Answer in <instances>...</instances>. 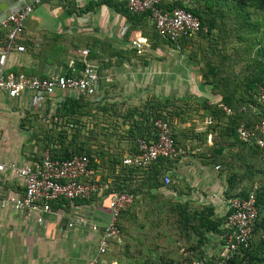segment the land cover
Listing matches in <instances>:
<instances>
[{"label": "crops", "instance_id": "obj_1", "mask_svg": "<svg viewBox=\"0 0 264 264\" xmlns=\"http://www.w3.org/2000/svg\"><path fill=\"white\" fill-rule=\"evenodd\" d=\"M126 8L125 0L34 1L12 48L6 53L3 73L29 77L71 74L72 69L82 70L85 59L95 68L99 79L96 94L88 96L93 105L103 101L107 87L113 83L127 87L130 91L127 97L132 100L178 94L186 88L194 89L203 98H211L214 94L210 86L203 83L194 66L188 72L183 69L182 73L181 60L175 55L177 48L168 44L159 47L150 42L144 29L152 24L151 19L131 20L122 11ZM10 30L0 29V52L9 42ZM132 41H144V44L138 50ZM17 45H22L24 50L18 51ZM84 49L88 51L85 57L81 52ZM57 102L59 97L53 95L40 105L56 106ZM33 108L29 94L9 97L0 92V163L5 164L0 170V196L23 191V184L6 166L8 163L37 161L24 156L27 132L20 127V118ZM184 124L180 128H190L189 136L184 137L185 147L180 146L184 154L172 161L164 173L170 178L171 186L156 190L155 194H136L132 209L139 221L131 216L125 233L126 252L118 255L119 244L112 243L106 254L98 256L99 264H131L132 254L147 257L150 243L154 252L162 250L165 257L173 259L179 257L180 249L189 246L196 254L207 257L221 253V235L205 231L199 241L196 221L180 223L178 219L179 214L180 217L192 214L206 206L213 207L215 217L224 216L227 210L225 177L216 170L218 165L206 161L207 153L203 154L205 147L212 145L213 136L209 133L206 144L201 145L193 135V132L202 135L206 120L193 117ZM110 144L104 146L109 154L114 153ZM130 151L121 152L126 155ZM96 160L100 163L97 171L106 172L104 163ZM96 178H101L100 172ZM143 178L142 174L134 176L131 183L139 185ZM161 179L164 181V177ZM111 182L112 177L108 176L100 192L87 199L55 201L51 212L0 206V264H88L98 252L99 233L88 224L72 227L66 224L74 214L81 213L88 223L105 225L110 217L109 194L105 190ZM137 247L142 252L137 253Z\"/></svg>", "mask_w": 264, "mask_h": 264}, {"label": "trees", "instance_id": "obj_2", "mask_svg": "<svg viewBox=\"0 0 264 264\" xmlns=\"http://www.w3.org/2000/svg\"><path fill=\"white\" fill-rule=\"evenodd\" d=\"M157 5L167 11L175 7L184 8L200 21V28L193 35H197L196 41L200 42L202 53L200 57L191 56L195 59L199 58L196 60L197 63L194 61L196 70L200 73L203 83L210 86V92L214 95L211 98L197 101L198 109L202 110L200 118L206 120V129L202 135L191 132L201 145L206 144L207 136L209 133L212 134V145L206 146V152L203 154L207 153V162L218 165L221 168L220 171L225 172L224 196L226 200L233 197L249 198L252 196L257 208V215L247 244L239 246L225 258L222 253L225 234L228 230L225 224L227 210L221 217L214 216L212 206L202 207L200 211H193L192 214H181V217L179 214L180 223L196 221V228L200 229L198 232L200 234L199 241L205 231L221 235L220 242L223 246L221 253L216 257H207L196 254L194 248L189 246L180 249L179 257L173 259L165 257L162 250L154 252V248L151 247L153 244L150 243L147 257L140 258L132 254L131 257L139 258V260H133L131 264L135 261L149 260H160L167 263L180 262L186 258L183 255L185 251L190 253V258L202 259L208 264H218V259H224L222 264H264V177L256 179L264 172V165L258 167L255 164L256 161L258 164L261 161L264 162V149L252 142L239 139L236 133V128L241 123L252 128L255 124L264 121V100L259 98L260 88L264 87V0H158ZM122 11L131 20L141 17L150 19L151 16L150 11L132 13L127 8ZM151 25L153 35L160 42L162 41L173 48L184 47L191 37L171 42L156 31L153 23ZM205 40L206 45H203L201 42ZM185 105V102L179 104L175 95L147 99L143 109L137 111L140 118L130 121L134 123H131L128 132L133 137L135 147L130 151L131 153L124 154L121 158L115 153L109 154L107 151H103L101 145L93 157L89 149L85 151L82 146L83 141H79V134L86 126L82 118L88 114L91 107V99L88 96H66L56 104L54 118H61L66 124L65 129H59L56 126L57 121L54 120V126L49 131L42 130L40 132L43 133L42 137L36 131L30 135V140L39 142L43 147L34 158L35 160L38 161L45 151L58 159L79 154L87 155L94 171L92 181H95L97 172L101 174V178L96 181L99 186L106 183L108 176L112 177L111 184L105 190L109 197L115 192H128L133 196L131 204L126 209L120 210L117 216L119 239H110L106 250L99 254L100 257L108 252L112 243L119 244L118 255L128 247L125 242L127 229L123 225L128 222L126 226H129L133 215L134 219L139 221L138 215L132 209L136 194L149 195L158 193L156 190L162 188L168 189L171 184H165L161 178L167 172L168 165L177 160L180 155L174 160L158 158L144 168L125 165L122 163L123 158L137 153L136 140L148 138L151 135L152 121L155 118H162L170 124L176 147L177 144L185 147L184 137L189 136L188 129L190 128L174 129L172 125L174 118L178 119L179 124L190 118L187 116ZM223 105L228 107L230 112L224 111ZM128 114L132 116L134 111L129 109ZM123 118L128 119L125 116ZM148 118H150L149 124L146 125L145 121ZM68 127L72 131L68 132ZM96 159H100L101 164L104 163L107 168L106 172L104 170L97 171L100 163ZM140 174L144 178L141 184L134 186L131 183L132 179ZM244 180H248L252 184L249 190L240 188V182ZM143 186L146 187V190L140 189ZM239 188L240 190H238ZM175 206L180 207L179 204ZM138 252L142 251L137 247ZM153 252L155 254L153 258L157 259H149L148 256H152Z\"/></svg>", "mask_w": 264, "mask_h": 264}, {"label": "built area", "instance_id": "obj_3", "mask_svg": "<svg viewBox=\"0 0 264 264\" xmlns=\"http://www.w3.org/2000/svg\"><path fill=\"white\" fill-rule=\"evenodd\" d=\"M36 2L39 0H35ZM158 0H125L127 9L132 13L150 11V19L156 31L168 41L177 42L182 38L192 36L200 28L199 19L184 8L175 7L170 11L162 10L157 5ZM31 11V5L6 17L0 22V29L9 28L8 44L1 48L0 52V92H5L9 97H16L22 93L31 95V104L34 108L53 95L62 101L66 96H93L99 88V79L95 68L85 62L81 71L71 74L55 73L46 77L26 76L24 74H4L2 66L6 59V53L12 48L15 35L21 31L23 22ZM144 41H132V45L140 50ZM23 51L22 45L15 47ZM84 57L87 50L81 51ZM260 100H264V87L259 91ZM223 110L230 112L226 106ZM237 137L243 141H249L264 149V121L248 128L243 123L236 128ZM137 153L133 156H125L122 163L134 167H147L158 158L174 160L181 152L176 147L170 124L162 119L155 118L152 121V133L148 138L136 140ZM4 163H0V170L4 169ZM12 173L23 184V191L8 193L0 196V206H10L14 210L28 212H51L52 203L55 201H74L87 199L91 195L98 194L102 186H99L97 178L92 181L93 169L87 155H73L69 158L58 159L43 152L38 161L25 164L8 163ZM215 168H218L216 166ZM170 178L164 176V183L168 184ZM133 196L128 192H115L108 198L110 217L105 225L99 226L88 223L83 214H74L67 227L76 224H88L90 228L100 235L97 254L93 255L88 264H99V254L108 247L110 239H119L117 216L120 210L126 209L132 202ZM227 232L224 238V250L222 255L226 258L239 246L246 245L251 237L257 208L252 196L249 198L233 197L226 200ZM186 257L180 262L167 263L160 260L135 261L132 264H208L202 259L190 258V253L185 251ZM224 259H218L222 264Z\"/></svg>", "mask_w": 264, "mask_h": 264}, {"label": "rangeland", "instance_id": "obj_4", "mask_svg": "<svg viewBox=\"0 0 264 264\" xmlns=\"http://www.w3.org/2000/svg\"><path fill=\"white\" fill-rule=\"evenodd\" d=\"M144 34L148 37L153 45H158L159 47H161L163 46V44H165L162 41L160 42L159 39H157V37L153 35L152 25L150 24H147L145 26ZM196 37L197 35L191 36L186 45L184 47L181 46L177 48V51L175 52V55L179 56V59L181 60L182 73L183 69L188 72L189 69L192 70L194 69V67L196 68L194 61L199 60V58L195 59L191 55L200 57L202 53L199 46L200 42L196 41ZM201 43L203 45H206V40ZM193 90H190V88H186V90H180L178 91L180 95L179 93H170V95H175L177 97L179 104H183L185 102V110L187 111V116L190 117L187 118L188 120L193 117L200 118V113L202 111L198 109L197 101H202L203 96L199 95L196 91ZM129 92L130 91L128 90V88L124 85H120V83H113L111 87H107L105 93L107 96L104 97L103 95V101L100 103L98 102L97 105L91 104L90 110L87 112L88 114L83 116L82 121L85 122L86 126L84 127V130L79 134L80 136L78 139L79 141H83L82 146L85 148V151L89 149L90 154L92 153L93 157H95L96 150L100 145L103 151H107V153H109V150H106V148L104 147L105 145L109 146V142H111L110 145H112V151H114V153L117 154L119 158L124 155L121 151L127 152L131 149H134L135 146L133 137L129 135L128 132L131 127V123L134 122L130 121L134 118H140L137 111H141V109H143V106L148 98L145 99L142 97L141 99L135 98L137 100H132L130 99V97H127ZM166 96L169 95L167 94ZM150 99H152V97ZM55 107V105L42 104L36 108L30 109L29 111H25L23 117L20 118V127L27 132L23 144V149L25 152L24 156L27 159L35 158L39 154V151L43 149L39 142H35L33 139L30 140V135H32L33 132L35 133L36 131V133H39L40 137H42L43 133L40 132H42V130L49 131L50 128L54 126V120L57 121L56 126H58L59 129H65V122H63L61 118H54ZM129 109L134 111V114L132 116L128 114ZM182 114H180V116ZM124 116L125 118H128V121L123 118ZM149 119L150 118L145 121L146 125L149 124ZM177 120V118H174V124H172L174 129L180 128L185 125V122L179 124ZM201 124L203 126L205 125L204 123H199V125ZM70 131L72 130L68 127V132ZM177 147L180 149V146L178 144ZM181 154H184L182 150L179 155ZM255 164L260 167L261 165H264V162L261 161V163L258 164L256 161ZM220 169L221 168L218 167L216 170L219 171V173H221L222 175H225V172L220 171ZM261 176L264 177V172L262 173V175L257 176L256 179H260ZM251 185L252 184L248 180L240 182L241 189L244 188L249 190L251 188ZM240 188L238 190H240ZM126 225H128V222H125L123 225L124 228L128 230L129 226ZM148 257L149 259H157L153 258L154 256ZM133 260H139V258L131 257L129 259V261L131 262Z\"/></svg>", "mask_w": 264, "mask_h": 264}, {"label": "water", "instance_id": "obj_5", "mask_svg": "<svg viewBox=\"0 0 264 264\" xmlns=\"http://www.w3.org/2000/svg\"><path fill=\"white\" fill-rule=\"evenodd\" d=\"M35 0H0V22L9 15L33 4Z\"/></svg>", "mask_w": 264, "mask_h": 264}]
</instances>
